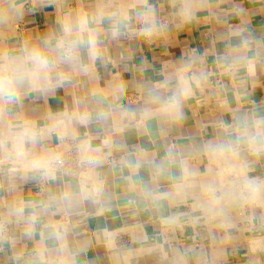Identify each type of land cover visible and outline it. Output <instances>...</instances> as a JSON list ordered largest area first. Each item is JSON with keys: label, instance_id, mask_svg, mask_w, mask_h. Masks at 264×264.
<instances>
[{"label": "crops", "instance_id": "0c3cea01", "mask_svg": "<svg viewBox=\"0 0 264 264\" xmlns=\"http://www.w3.org/2000/svg\"><path fill=\"white\" fill-rule=\"evenodd\" d=\"M120 2L0 0V54L42 47L45 38L55 43L65 18L87 17L89 27H97L93 20L100 6ZM179 8L178 0L137 6L136 11L154 16L151 39L134 32L113 37L104 19L98 37L101 57L90 61L84 55L86 73L69 72L45 92L26 91L0 114V264H52L57 259L114 264V253L129 250L127 264H264V200L245 204L237 198L246 179L264 181V153L243 150L239 158H217L202 150L234 138L245 119L264 127V0H189L183 17ZM131 26L140 25L133 20ZM241 49L247 62L229 68L226 57ZM182 69L202 76L192 82L183 119L170 125L142 120L137 110L147 90L171 88ZM119 84L122 93L114 92ZM93 92L102 94L104 106L113 107L118 128L94 119L84 124L64 119L63 139L52 133L35 145L25 144L30 159L59 156L52 179L17 161L7 133L25 124L41 130L54 118L94 112L101 96L94 98ZM85 154L102 158L83 185L98 191L68 205L60 194L81 191L89 171ZM161 162L164 171L155 174L154 165ZM144 184L176 194L155 202L143 199L138 193ZM213 190L222 199L213 201L216 211L209 214L204 205ZM167 216L179 217L180 223L162 228L160 218ZM30 219L33 226L26 234ZM40 248L42 256L37 255Z\"/></svg>", "mask_w": 264, "mask_h": 264}, {"label": "clouds", "instance_id": "9594fccd", "mask_svg": "<svg viewBox=\"0 0 264 264\" xmlns=\"http://www.w3.org/2000/svg\"><path fill=\"white\" fill-rule=\"evenodd\" d=\"M180 4L179 14L183 17L189 11L187 5L189 0H178ZM147 0H131L120 3H108L100 6V10L95 15L93 22L97 27H89L87 17H79L75 22L70 18L63 21V34L55 38H45L41 46L26 47L19 55L0 54V114L8 112L11 105L20 102L26 91L36 90L45 92L50 90L53 83H60L67 78L69 72L86 73L87 65L84 55L88 60L94 61L101 57L100 41L98 39L103 29L101 22L107 19L110 24V31L113 37L126 35L134 32L137 35L151 39L156 34L154 16L151 13L136 11L138 5H146ZM135 20L140 26L132 28L131 24ZM123 29V31H122ZM229 68H235L247 62L248 57L243 49L230 53L226 57ZM202 79V76L195 74L189 76L186 70H181L175 77V84L169 89L161 90L160 87H152L147 90L144 105L139 108L138 115L142 120L156 119L163 124H173L183 119L182 108L184 102L193 95L192 82ZM114 92H123V85H116ZM93 97L101 96L96 103L100 105L94 112H85L73 117L54 118V122L45 129L37 130L34 126L23 125L20 131L7 133V137L13 141L15 154L18 162H23L24 166L38 173L43 178L52 179L55 176L60 158L57 155L48 154L29 158L30 153L24 149L25 144L35 145L38 139L45 135L56 133L61 139L66 132L61 128L64 119L76 120L84 124L91 120L102 124L105 127L118 128L120 120L111 105L104 106L102 94L93 92ZM111 122V123H110ZM238 131L234 138L209 143L203 146V151L213 157H235L239 158L241 151L246 150L251 155L264 153V127L259 121L249 123L246 119L238 124ZM111 141H107L110 143ZM3 141H0V146ZM171 155V154H170ZM83 163L89 169L82 181V188L79 193L64 192L60 198L68 205L76 202L77 197L93 196L97 194V189L93 187L89 191L83 185L91 179L94 170L102 163V158L98 155L85 154ZM165 162L154 165L155 174L164 171ZM134 183L133 181H129ZM139 196L143 199L158 201L167 196H174L175 192L160 193L155 187L144 184L140 187ZM224 195H230L225 192ZM212 200L205 203V210L209 214L215 213L213 201H219L221 196L216 195V190L211 193ZM238 199L244 203L256 204L264 200V181L256 179H246ZM18 213L23 212V208L17 209ZM180 223L177 216H167L160 218L161 227L172 228ZM33 222L30 219L26 225L29 234ZM57 236L58 233H55ZM44 249H37V255L42 256ZM131 255L129 251H117L113 255L114 264H127V258ZM52 264H64L62 259H57Z\"/></svg>", "mask_w": 264, "mask_h": 264}, {"label": "bare ground", "instance_id": "6f19581e", "mask_svg": "<svg viewBox=\"0 0 264 264\" xmlns=\"http://www.w3.org/2000/svg\"><path fill=\"white\" fill-rule=\"evenodd\" d=\"M166 2V1H165ZM239 166V165H238ZM241 166V165H240ZM239 166V167H240ZM237 167V166H236ZM243 167V166H242ZM234 170H236L235 168H234ZM236 177V176H235ZM264 178V177H263ZM232 179H234V178H232ZM235 185V184H234ZM238 193V192H237ZM220 196V195H219ZM222 202V201H221ZM246 204V203H245ZM244 204V205H245ZM246 206V205H245ZM243 207V206H242ZM247 207V206H246ZM245 209V208H244ZM243 210V209H242ZM247 211V210H246ZM220 212V211H219ZM233 214V213H232ZM242 214V213H241ZM239 222V221H238ZM248 222V221H247ZM263 222H264V220H263ZM247 224V223H246ZM250 224V223H249ZM248 224V225H249ZM243 225H245V224H243ZM237 226V225H236ZM235 227V226H234ZM238 227V226H237ZM240 227H241V225H240ZM249 227V226H248ZM253 227V226H252ZM255 227V226H254ZM233 228V227H232ZM239 228V227H238ZM227 229V228H226ZM255 230V229H254ZM264 231V230H263ZM235 236V235H234ZM261 236H263V235H261ZM237 238V237H236ZM263 239V238H262ZM230 242V241H229ZM239 243V242H238ZM233 245V244H232ZM231 247V246H230ZM247 247V246H246ZM249 247V246H248ZM243 248V247H242ZM244 249V248H243ZM249 252V251H248ZM244 253H245V251H244ZM248 255V254H247ZM264 256V255H263ZM260 257V256H259ZM239 258V257H238ZM245 259V258H244ZM260 259V258H259ZM261 260V259H260ZM250 261V260H249ZM232 262V261H231ZM244 263H245V261H244Z\"/></svg>", "mask_w": 264, "mask_h": 264}]
</instances>
